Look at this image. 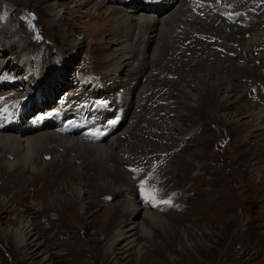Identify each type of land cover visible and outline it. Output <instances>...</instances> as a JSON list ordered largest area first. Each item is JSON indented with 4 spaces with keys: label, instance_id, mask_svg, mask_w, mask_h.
Returning a JSON list of instances; mask_svg holds the SVG:
<instances>
[{
    "label": "rangeland",
    "instance_id": "rangeland-1",
    "mask_svg": "<svg viewBox=\"0 0 264 264\" xmlns=\"http://www.w3.org/2000/svg\"><path fill=\"white\" fill-rule=\"evenodd\" d=\"M146 1L0 0V99L44 96L69 132L32 137L78 138L112 156L91 149L105 176L77 185L0 177V264H264V0H195L181 19L168 18L179 6L157 15ZM137 16L171 27L144 48L149 22H125ZM195 16L216 24L196 28ZM52 142L37 154L49 144L61 154ZM53 158L40 155L33 173Z\"/></svg>",
    "mask_w": 264,
    "mask_h": 264
},
{
    "label": "bare ground",
    "instance_id": "bare-ground-1",
    "mask_svg": "<svg viewBox=\"0 0 264 264\" xmlns=\"http://www.w3.org/2000/svg\"><path fill=\"white\" fill-rule=\"evenodd\" d=\"M117 1L118 2L123 1V3H126L128 1L131 2V0H117ZM205 1H207V0H205ZM212 2H214V1H212ZM162 3H164L165 6H163ZM188 3H193V1L192 0H161V3L159 5H156L155 8H152V6H148L147 7L145 4L141 5V8H143V10H145V11H149L151 13L153 12V13H155L157 15H162L161 14L162 12L166 11L167 13H165V14H168L171 11H174L175 7L179 6V10L177 12H175L176 14L175 15H170L168 18H171V17H178V18H180V17L183 18L184 17V18H186V16H185L186 15V12L187 13L190 12L188 10ZM143 6H146L147 8H144ZM193 7H194V5H193ZM193 7H192V9H193ZM199 7H200V5H199ZM201 8H203V5L201 6ZM195 10H197V9H195ZM200 12H203V11H200ZM192 17H194V16H192ZM190 19L192 20V18H190ZM206 20H208V19H205V21L203 22L202 20H199V18H197L195 16V22H197V23H193V25L196 28L197 27H199V28H206V27L213 28L214 24H216V21H212L209 24H207ZM134 21L137 22L136 24H141V23L144 24V22H147V23L149 22L148 25L145 24L147 26V27H145L146 28V37H148V38H147L146 42L143 39L141 40V43L144 45V48L149 43L150 39H152L151 37H153L154 34H156V33H160V34L161 33H165V32L168 31L167 29H169V27H171V25L170 24H166V22H165V24H162L161 21H159L155 17H151V16L150 17H147V16H143V17L142 16H137V17H127L126 18L125 22L127 23L126 24L127 28H129V29H132L133 28L134 29L135 26L132 24ZM119 22L121 23V20H119ZM211 23H214V24H211ZM218 28H220V27H218ZM174 31H172V29L169 30L170 35H172ZM194 31H196V30H194ZM147 33H148V35H147ZM113 34L114 33H111V34H109V36L110 35H113ZM129 34L123 35V38L122 39H124V38H126V39L129 38L130 39V35ZM143 34H145V33H143ZM203 34H205V33H203ZM177 35H178V33H177ZM181 35H178L177 37L179 38V37H181ZM187 35H192V34L191 33H188ZM142 38H144V37H142ZM176 38L175 37H172V39H174L175 42H173V44L171 46H169V49L170 50L176 49V46H175V44L177 42L176 41L177 40ZM231 38H234V37H231ZM163 44L165 45V43H163ZM126 45H129V44H124L123 47L121 48V52H122V56L121 57H124V56H126V55L129 54V53H127L128 46H126ZM162 57H163V55H161L159 53L158 60H160ZM159 63H160V61L157 62L158 66H159ZM228 69H230V68H228ZM133 70H135V69H133ZM232 71L234 72V71H236V69L233 68ZM135 92H136L135 90L132 91L131 96H134V94H136ZM262 114H263V112H260L259 114H255V117L257 119H260ZM69 124H71V123H69ZM68 127H70V126H68ZM7 132H0V177H2L3 175H8V177L10 176V178L13 181L16 180V181H19L20 182V183H17L18 187L21 184V181L24 182L23 183L24 184V187L25 186L28 187L29 183H33L32 180L33 179H37V178H40L42 180H46L47 178L54 179V180H58V178H60L62 176L63 177H66L68 175L67 177H69V178L65 181L67 183V185L68 184H75V185H77V182L76 181L78 180V182L80 183V180H82L80 178L82 176L83 177L84 176L87 177L88 174H90V175H88L90 177L88 179L89 182L95 181L94 178L97 175L99 176V178H101L102 176H105V175L102 174L103 171L105 170L103 168V165L101 167H99V168H96L95 167L96 164L93 165V162H96V161H95L94 153L91 152V149H95L97 151H101L100 152L101 153L100 154V157L102 159V162L107 163V161L108 162L111 161L110 158L112 156H110L111 154L109 153V149L110 148L105 147L102 144L92 145V144H88L86 142H83V141L79 140L78 138L61 137V136H58L55 133H51V132H49L47 134L41 133L38 136H36L35 138L31 136L32 134H28V133H22L21 135H19L18 134V130L12 131L13 132L12 135L11 134H3V133H7ZM9 132H10V130H9ZM63 135H65V134H63ZM87 138H89V137H87ZM46 141H53L52 143L55 142L56 145L59 144L61 146L62 150H63L62 153L61 154L57 153L56 152V149H58V148H56V147H52V146L51 147H48L50 145L49 144L46 147L44 146L43 152H41L40 154H37V150H38L37 147L42 146L43 143H45ZM38 142H39V144H38ZM95 144H96V142H95ZM6 149H12V150L11 151H6ZM87 149L90 150V151H86ZM92 151H94V150H92ZM70 152H74V155H71ZM94 152H96V151H94ZM49 153H51L53 155V157H54L52 159V161L50 163H48V164H43V165H45V167L43 169H41V171H40L41 172L40 173L41 175H38V173L37 174H34L33 172H35L37 170L36 168H38L36 166V164L38 162L39 156L40 155H43V154L47 155ZM85 153L86 154L87 153L88 154H92L91 159L90 160L81 161L80 162V165H79L80 167L77 166L76 160H80L82 158V154L85 155ZM6 156H9V157L11 156L12 159H13V161H9L8 159L6 160L5 159ZM89 157H90V155H89ZM58 158H63V161H62L63 163L62 164H58V163L56 164V161L55 160H57ZM21 160H23V163L25 165H28L29 166V168L27 170L25 169V167L23 168L22 165H20V161ZM3 161H6V163H7L6 167L4 165H2ZM31 161H32L33 165L31 164ZM49 165H50V167H47ZM89 172H92V173H89ZM113 173H115V172H113ZM27 175H29L31 177L30 180L25 179L24 176H27ZM112 177L114 178V175ZM148 219H150L151 222H156V221L158 222V220H159V219H156L155 217H150ZM148 219H147V221L149 222ZM30 227H31V224H30V221L27 218H25V219L24 218H21L19 220L18 228L14 231L15 239L18 241L19 244H23L26 241V238H27V236L29 235V232H30L29 231ZM120 239H121V234L120 233H117L116 236L113 238V242L112 243L114 244L117 241H119Z\"/></svg>",
    "mask_w": 264,
    "mask_h": 264
},
{
    "label": "trees",
    "instance_id": "trees-1",
    "mask_svg": "<svg viewBox=\"0 0 264 264\" xmlns=\"http://www.w3.org/2000/svg\"><path fill=\"white\" fill-rule=\"evenodd\" d=\"M32 45H34L33 47H31L32 50H37L38 49V46L40 48V44L35 42V41H32L31 42ZM56 44V43H55ZM43 65H48V64H52V57L51 56H47V57H44V62L42 63Z\"/></svg>",
    "mask_w": 264,
    "mask_h": 264
}]
</instances>
